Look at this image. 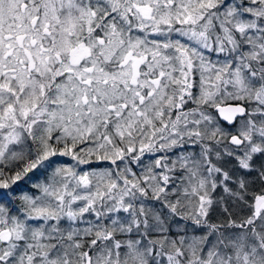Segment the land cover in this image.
Listing matches in <instances>:
<instances>
[{
    "label": "snow or ice",
    "instance_id": "snow-or-ice-1",
    "mask_svg": "<svg viewBox=\"0 0 264 264\" xmlns=\"http://www.w3.org/2000/svg\"><path fill=\"white\" fill-rule=\"evenodd\" d=\"M0 264H264V0H0Z\"/></svg>",
    "mask_w": 264,
    "mask_h": 264
},
{
    "label": "trees",
    "instance_id": "trees-1",
    "mask_svg": "<svg viewBox=\"0 0 264 264\" xmlns=\"http://www.w3.org/2000/svg\"><path fill=\"white\" fill-rule=\"evenodd\" d=\"M61 159L67 160L68 158L65 157V158H61Z\"/></svg>",
    "mask_w": 264,
    "mask_h": 264
}]
</instances>
